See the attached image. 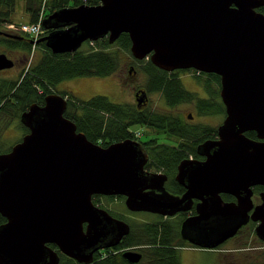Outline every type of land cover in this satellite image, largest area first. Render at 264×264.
Returning <instances> with one entry per match:
<instances>
[{
  "label": "water",
  "instance_id": "95a60500",
  "mask_svg": "<svg viewBox=\"0 0 264 264\" xmlns=\"http://www.w3.org/2000/svg\"><path fill=\"white\" fill-rule=\"evenodd\" d=\"M264 0H100L97 5L65 6L43 20L44 42L52 53H73L86 41L106 37L110 44L126 33L133 59H149L166 72L194 69L220 77L226 116L217 139L198 147L203 160L183 159L176 181L181 196L164 188L167 175L145 169L148 154L127 138L101 146L64 116L67 99L49 93L20 115L28 129L10 150L0 153V264H58V252L89 264L101 248L119 243L129 225L93 203L94 195L124 196L126 208L171 216L196 214L199 247L214 248L234 236L249 218L264 241V194L253 205L254 185H264ZM10 38L18 35L0 31ZM14 60L0 53V71ZM144 90L136 92L138 106ZM254 131L258 140L245 133ZM221 193L237 201L225 202ZM252 210L251 214L248 212ZM130 263L142 254L122 253Z\"/></svg>",
  "mask_w": 264,
  "mask_h": 264
},
{
  "label": "trees",
  "instance_id": "16d2710c",
  "mask_svg": "<svg viewBox=\"0 0 264 264\" xmlns=\"http://www.w3.org/2000/svg\"><path fill=\"white\" fill-rule=\"evenodd\" d=\"M20 1H23L28 22L34 23L39 20L42 22L48 14L65 6L81 4L93 6L100 3V0H0V31H4L5 24L14 23L12 17ZM258 10L264 13V6ZM41 11L42 18H40ZM41 27L43 30L41 36L51 31L44 28L42 23ZM5 32L8 31L5 29ZM85 43L88 46L87 50L79 48L73 53L55 54L44 42L31 44L30 38L23 34H19L17 38L0 34V46L17 52L18 58L24 64L15 76L2 75L0 71V153L9 151L12 146H5L7 138H16L14 139L16 143L20 141L22 137L20 135L28 132L20 122V115L32 103L43 104L44 97L49 93H59L67 99L64 116L76 124L77 131L83 132L90 141L101 146L127 138L135 139L132 130L134 126L145 125L158 133H166L167 137L171 134H179L187 139L197 138L198 141L216 133L215 127L189 124L168 113L140 108L141 105L137 106L138 104L115 103L104 95H94L89 99L80 100L67 91H56V85L64 80L78 77H106L114 74L119 67L120 52L130 53V39L126 33H122L112 44L106 37ZM35 47L41 52L37 57H33L32 48ZM113 47L115 50L111 49ZM144 62L143 70L147 75L144 90L147 94L160 93L169 107L181 102L193 101L199 114H224V106L219 95L218 75L200 72L201 76L206 77L202 81L199 75H195L194 78L202 85L206 95L201 97L183 86L177 72L169 75L168 72L154 66L149 59H145ZM10 127L20 134L5 135ZM245 134L248 137L254 136V133L249 131ZM158 139L159 137H154L145 141L147 145L145 149L149 155L147 166H153L171 177L178 161L183 156H187V153L177 151L165 141L159 142ZM167 188L172 192L177 189L171 181L168 182ZM104 197L107 200L113 198L123 200L121 196ZM98 201L99 199L94 203ZM155 217L157 218L155 221L148 222L131 220V228L136 231H130L114 251H108L107 256L102 257L97 254L90 264H141L142 261L146 264H180V249L187 243L179 239L178 224L159 215ZM4 221L5 218L0 215V224ZM131 246H141L139 251L142 258L138 263H130L122 257V251ZM59 264L77 263L62 256Z\"/></svg>",
  "mask_w": 264,
  "mask_h": 264
},
{
  "label": "rangeland",
  "instance_id": "374dc122",
  "mask_svg": "<svg viewBox=\"0 0 264 264\" xmlns=\"http://www.w3.org/2000/svg\"><path fill=\"white\" fill-rule=\"evenodd\" d=\"M40 18H42V11ZM12 21L14 22L12 24L33 23L28 22L29 18L24 12L23 1L17 3ZM7 33L19 35L13 32ZM42 33L43 30L41 27V34L38 36V38L41 37ZM37 39L30 38V40L34 41ZM33 44L36 45L37 43ZM80 49H88V46L85 42L80 46ZM111 49L115 50L114 47ZM2 52L5 53L9 58L13 59L15 64L9 69L2 70L1 74L6 76H15L24 65L22 60L18 58L19 54L0 46V53ZM32 52L34 53L33 57H37L41 53L37 47L32 48ZM133 60L134 59L130 53L121 51L119 67L114 74L106 77H78L64 80L58 83L55 89L58 92L67 91L80 100H86L91 96L100 94L107 96L110 101L115 103H128L131 105H136L137 102L135 91L136 89H144L147 75L143 70L145 59L140 60L141 62ZM168 74L171 75L169 72ZM195 75H199L201 77V81L206 78L205 76H201V74L195 70L185 72L180 71L178 73L183 86L188 91L195 93L198 96L204 97L206 95L203 87L194 78ZM147 96L148 101L145 108H149L150 110L168 113L173 117H179L184 122L187 121L189 124H202L215 127L216 129L218 125L222 123V114H199L193 101L181 102L173 107H169L160 93L153 92L147 94ZM189 114L192 115L191 119H188ZM10 128V130L5 132V135L7 134L8 136H11L16 133L18 135L20 134L18 131H14V128ZM132 130L134 135L143 141H147L150 138L159 137V142L165 141L166 143H170V139H172L167 137L166 133H158L156 130H153L145 125L134 126ZM21 136L22 135H20V137ZM14 139L16 138H7L5 146L8 147L13 145L15 143ZM99 204L104 208H108L118 213L124 211L125 214L123 212L122 213L126 215V218L129 220L148 222L155 221L157 219L155 217L156 214L152 213H143L142 211L138 213H128V210L125 207L126 205L122 204L118 198L107 200L105 197H100ZM169 220L174 223L176 222V218ZM186 243V246L180 249V264H264V242H262L255 235V233L251 231L243 230L238 235L229 238L214 248H199V246L192 245L188 241ZM108 251L110 250H103L100 254L102 257H105L107 256ZM141 264L146 263L142 261Z\"/></svg>",
  "mask_w": 264,
  "mask_h": 264
},
{
  "label": "flooded vegetation",
  "instance_id": "af4514ba",
  "mask_svg": "<svg viewBox=\"0 0 264 264\" xmlns=\"http://www.w3.org/2000/svg\"><path fill=\"white\" fill-rule=\"evenodd\" d=\"M136 60V59H135ZM15 62V61H14ZM181 70V69H180ZM190 70H194V69H186V70H184L183 72H185V71H190ZM196 71V70H195ZM175 72H177V73H179L180 71L179 70H174V71H172V72H169L170 74H172V73H175ZM200 73V72H199ZM220 79V78H219ZM139 90H144V89H136V91H135V94H136V92H138ZM145 91V90H144ZM146 92V91H145ZM147 94V93H146ZM147 101H148V96H147ZM147 101L145 102V103H142L141 104V106H140V108H143V107H146V105H147ZM137 104V103H136ZM138 106V105H137ZM224 106V105H223ZM225 116H226V113H225V107H224V114H223V119H222V121L224 120V118H225ZM192 118V115L191 114H189L188 115V119H191ZM187 122V121H186ZM219 126V125H218ZM249 132H253L254 133V136L253 137H249V138H251V139H254V140H258L257 139V137H256V133L254 132V131H249ZM169 138H172V139H170L171 140V142L170 143H168L169 144V146H171L172 148H174V149H176L177 151H182V152H184V153H187L186 155L187 156H183L182 157V159H180L179 161H178V163H177V165H176V170H175V172H174V174L171 176V177H169L168 175H167V179H166V181L164 182V188L167 190V191H169L171 194H173V195H176V196H181L184 192H185V188H184V186H182L181 184H179L177 181H176V179H175V176H176V173H177V166H178V164H179V162L181 161V160H183V159H198V160H203L204 159V157L202 156V155H200L199 153H198V147H199V145L202 143V142H204L205 140H208V139H212V140H214V139H217L218 138V135H217V130H216V133H214L211 137H207L206 139H204V140H201V141H198V139L197 138H189V139H187L186 137H184V136H180L179 134H171V135H169L168 136ZM133 140H136V141H139L141 144H142V146L144 147V149H145V146H147L146 145V143H145V140L143 141V140H140L139 138H135V139H133ZM264 140V139H263ZM146 150V149H145ZM146 152H147V154H148V151L146 150ZM195 155H197V156H195ZM149 162V155H148V160H147V163ZM147 163L145 164V169L147 170V171H149V172H159V173H163L162 171H159V170H156V168L155 167H153V166H147ZM165 174V173H164ZM171 181V184L172 185H174V186H176V191H170L168 188H167V184H168V182H170ZM251 189H252V197H251V200H252V203H253V205H257V204H260V203H262V198H261V194H264V185L263 184H260V185H254V186H252L251 187ZM221 195V198L223 199V201H225V202H235V201H237V199L233 196V195H231V194H227V193H221L220 194ZM116 196H120V195H116ZM100 197H104V195H94L93 196V203L95 202V200H97V199H100ZM122 198H123V200H120L121 201V203L122 204H124L125 205V203H124V201H125V197L124 196H121ZM200 200L199 199H197V198H193L192 199V205H191V207L189 208V209H187V210H183V211H178V212H176L174 215H171V216H162V217H164L165 219H173V218H176V223L178 224V236L180 237L179 239L181 240V241H185V242H189L190 244H192L188 239L189 238H194V239H197V237H198V235H197V232L196 231H194L193 230V228H186V229H182V224H183V222H184V220H186L188 217H190V216H193V215H195L196 214V204L199 202ZM96 206H98V207H100V208H103V209H105V210H107V212L111 215V216H113L114 218H117V219H120V220H123V221H125L128 225H129V232H128V234H126V235H124L121 239H120V241H119V243L118 244H116L115 246H112V247H108V248H101V249H99V250H97L96 252H94V254H93V260L90 262V263H92L93 261H94V257L97 255V254H100L101 253V251H103V250H114L119 244H120V242L125 238V237H127L129 234H130V231H136V229L135 230H133L132 228H131V220H129V219H127L126 217V215H124L125 213H124V211H122V212H120V213H118V212H115V211H112V210H110V209H108V208H104V207H102V205H100L99 204V201L97 202V203H94ZM126 207V206H125ZM127 209V208H126ZM128 210V209H127ZM111 212H114L115 214H117V215H113V213H111ZM251 212H252V210H250L248 213L249 214H251ZM128 213H138V212H134V211H130V210H128ZM143 213H149V212H143ZM152 214H154V213H152ZM156 215H158V214H156ZM120 216V217H119ZM123 216V217H122ZM159 216H161V215H159ZM133 221V220H132ZM257 224H258V222L257 221H253L251 218H249V220L246 222V223H244L243 225H241L240 226V228L237 230V232H236V234L234 235V236H236V235H238L241 231H243V230H245V231H251V232H254L255 233V227L257 226ZM255 235H256V233H255ZM234 236H232V237H234ZM232 237H230V238H232ZM229 239V238H228ZM228 239H226V240H228ZM260 239V238H259ZM225 240V241H226ZM261 240V239H260ZM262 242H264L263 240H261ZM223 243V242H222ZM192 245H194V244H192ZM220 245V244H219ZM48 246L49 247H51L52 249H54L55 251H57L58 252V255H59V262H58V264L60 263V261H61V258H62V256H64V257H67V256H65L64 254H62V253H60L59 251H58V249H57V246L55 245V244H53V243H48ZM139 248H141V246H131V247H129V248H127V249H124L123 251H122V253L124 252V251H126V250H131V251H138V252H140L139 251ZM200 248V247H199ZM201 248H203V247H201ZM182 249V248H181ZM121 253V254H122ZM100 256H101V254H100ZM69 258V257H68ZM70 259H72V258H70ZM72 260H74V259H72ZM75 261V263H77V264H83V263H79V262H77L76 260H74ZM89 263V264H90Z\"/></svg>",
  "mask_w": 264,
  "mask_h": 264
},
{
  "label": "built area",
  "instance_id": "2783aa9c",
  "mask_svg": "<svg viewBox=\"0 0 264 264\" xmlns=\"http://www.w3.org/2000/svg\"><path fill=\"white\" fill-rule=\"evenodd\" d=\"M41 21L36 23H20V24H12L8 23L4 27L6 31L13 32L17 34L27 35L31 39H37L41 34ZM92 43V42H91ZM138 133V132H137Z\"/></svg>",
  "mask_w": 264,
  "mask_h": 264
}]
</instances>
